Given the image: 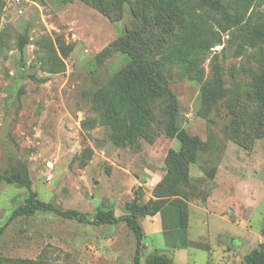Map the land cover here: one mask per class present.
Here are the masks:
<instances>
[{"label":"rangeland","instance_id":"rangeland-1","mask_svg":"<svg viewBox=\"0 0 264 264\" xmlns=\"http://www.w3.org/2000/svg\"><path fill=\"white\" fill-rule=\"evenodd\" d=\"M0 6V174L24 168L37 199L87 215H124L135 193L140 203L154 197L167 152L180 148L166 130L169 95L148 103L145 137L113 132L91 97L126 64L116 41L140 32L142 57L162 72L176 100L175 123L200 139L188 179L177 186L188 206V246L165 244L158 213L138 216L140 264L153 251L174 264H245L244 255L264 243V99L255 96L264 54L249 47L236 56L225 34L194 66L163 64L177 22L147 0H0ZM22 34L28 41L20 52ZM48 38L64 61L61 72L40 66L37 41ZM26 196L25 187L0 180L1 257L132 264L136 241L123 220L92 224L51 211L10 218Z\"/></svg>","mask_w":264,"mask_h":264},{"label":"trees","instance_id":"trees-1","mask_svg":"<svg viewBox=\"0 0 264 264\" xmlns=\"http://www.w3.org/2000/svg\"><path fill=\"white\" fill-rule=\"evenodd\" d=\"M147 3L151 10L166 14L170 20L175 19L177 22L173 40L161 56L163 64L194 66L211 48L222 44L225 34L229 35L227 41L234 46L236 56L249 47H257L258 55L264 54L261 47L264 44V0H147ZM140 34L130 32L116 41L119 50L127 56L126 64L98 84L91 91V97L104 107L107 125L113 132L119 130L126 136L137 133L145 137L150 117L148 103L155 97L169 95L171 104L166 130L170 136L178 139L180 148L167 152L165 177L153 190L154 197L140 203L141 193H135L132 201L126 205L127 213L124 215L117 216L112 210H96L92 215H87L57 209L51 203L37 199L24 168L0 174V180L23 186L27 191L24 202L11 212L10 218L30 216L37 211H51L64 218L92 224H112L123 220L136 241L132 264H140V249L144 247V233L138 223V216H153L158 213L165 244L169 248L188 246V206L179 195L177 186L187 181L188 164L194 161L200 145L197 136L189 135L175 123L176 100L166 87L162 72L142 57L140 41L142 44L144 39ZM27 41L25 34L19 36L17 47L20 52ZM56 42L62 44L61 41ZM37 43L41 45L37 55L43 71H63L65 64L56 51L55 43L50 38L41 39ZM92 66L90 72L94 74L97 62H93ZM204 90L203 94L207 96V91ZM255 96L260 100L264 99V73L257 80ZM244 261L245 264H264V243H258L246 253ZM0 264L48 263L38 257L0 256ZM146 264L174 262L169 255L153 251L148 254Z\"/></svg>","mask_w":264,"mask_h":264},{"label":"crops","instance_id":"crops-1","mask_svg":"<svg viewBox=\"0 0 264 264\" xmlns=\"http://www.w3.org/2000/svg\"><path fill=\"white\" fill-rule=\"evenodd\" d=\"M156 223L154 222V225H155ZM156 227V226H155Z\"/></svg>","mask_w":264,"mask_h":264}]
</instances>
